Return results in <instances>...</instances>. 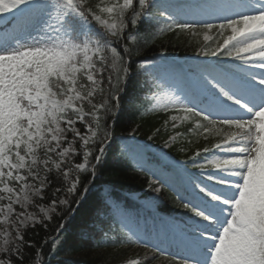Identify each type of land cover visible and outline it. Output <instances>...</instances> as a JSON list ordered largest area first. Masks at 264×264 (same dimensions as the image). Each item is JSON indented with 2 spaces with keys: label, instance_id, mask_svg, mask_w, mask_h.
I'll return each mask as SVG.
<instances>
[{
  "label": "snow or ice",
  "instance_id": "snow-or-ice-1",
  "mask_svg": "<svg viewBox=\"0 0 264 264\" xmlns=\"http://www.w3.org/2000/svg\"><path fill=\"white\" fill-rule=\"evenodd\" d=\"M157 17L165 22L161 32L203 29L207 41L217 30L222 42L200 49V56L216 59L179 72L141 62L154 89L145 100L153 111L194 115L192 131L205 139L223 128L235 131L183 160L158 156L153 175L178 193L187 218L172 222L151 246L172 264H264V0H0V217L7 225L0 228V253L9 256L0 264L21 254V227L43 223L16 208L43 199L47 174L68 180V158L75 156L82 157L74 163L77 172L95 174L111 138L107 119L129 72L114 45L130 24ZM90 144L99 145L95 154ZM78 183L77 177L66 193L74 195ZM58 203L69 201L53 199L39 211L51 219Z\"/></svg>",
  "mask_w": 264,
  "mask_h": 264
},
{
  "label": "trees",
  "instance_id": "trees-1",
  "mask_svg": "<svg viewBox=\"0 0 264 264\" xmlns=\"http://www.w3.org/2000/svg\"><path fill=\"white\" fill-rule=\"evenodd\" d=\"M97 0H90L94 5ZM131 26V24H130ZM163 28V27H161ZM166 35L162 37L153 38L152 42L139 43L138 39L130 41L129 35L133 34V27L125 34V45L129 51L128 56L132 59V63L136 60L139 62L145 59L146 56L151 57L160 52L178 54L180 56H187L194 53H199L200 49L208 46L210 49L216 47L217 41L205 42L201 34H191L188 31L169 32L163 31ZM121 55L124 56L122 48L115 44ZM125 59V56H124ZM191 66H195V61L190 62ZM105 88L107 86L105 85ZM131 95L128 93L127 97L122 96L123 112L119 113L115 119L112 127L114 139L113 144L106 148L105 153L99 165L96 166L95 171V188L116 187L119 189H126L130 193L141 192L143 195L147 194V190L153 187L149 175L140 168L143 165V160H139L135 165L133 158L127 157V153L123 152L119 144V137L130 135L131 132L137 134L139 138L149 139L154 145H164L167 138L174 132L180 131L184 135L178 136L175 143L165 150V153L171 159L183 160L191 156L197 148H202L205 145L212 143L208 140H202L203 134L193 132V121L196 120L192 115L189 121L180 128L165 127V122L168 119V114L164 111H153L150 105L143 103H131ZM115 108L113 115L107 119V130L110 132V119L115 117ZM103 124V122H102ZM119 135V137H118ZM78 149L80 148L79 142ZM99 145H91L95 154V149ZM146 155V154H144ZM70 158V157H69ZM68 158V161H69ZM157 155L151 156L149 161L152 165H158ZM82 162V157L75 156L69 161L68 167L72 168L68 180H64L61 175L53 171L47 174L48 186L44 190L45 198L41 203L50 205L53 199L57 201L67 199V205L59 204L57 211L53 214L51 219L41 218L43 223H36L30 225L22 230L24 237V245L21 248V254L12 256V264H35L39 250L43 255L44 264H121L133 259H139L141 264H172L170 256L160 255L156 250H148V248L140 245L130 247L128 245L113 244V242L101 241V235L97 234L92 229L81 227L79 229H68L65 233L67 248L61 249L60 242L55 244L48 241L50 236L54 235L60 228V223L63 218L69 217L75 204V200L81 195L82 188L87 185L91 178V171L77 172L74 168V163ZM94 163V160L92 161ZM79 178L77 185L78 193L76 195L67 194L66 189L70 186V182ZM151 185V186H150ZM56 189H62L56 192ZM103 191V190H102ZM163 197V204H159L156 210L163 215L164 219L170 222L181 223L182 220H177L181 215L175 213V210L182 209L180 201L177 199L178 193L172 188L164 186L161 190ZM99 191L89 195L85 201L76 210L75 218L69 223L75 227L87 224L90 215L101 212H107L102 209L100 202L96 199ZM100 196V195H99ZM179 202V204H178ZM39 203V202H38ZM114 214V212H113ZM83 233V236L81 234ZM87 236V237H84ZM55 252L58 254L54 255ZM157 257L156 259H147L150 257ZM2 259H8L3 253H0ZM59 257V258H56Z\"/></svg>",
  "mask_w": 264,
  "mask_h": 264
},
{
  "label": "rangeland",
  "instance_id": "rangeland-1",
  "mask_svg": "<svg viewBox=\"0 0 264 264\" xmlns=\"http://www.w3.org/2000/svg\"><path fill=\"white\" fill-rule=\"evenodd\" d=\"M208 35L211 37V34H210V32L208 33ZM173 122H176V123H178V122H180V120H177V121H173ZM40 175H41V177H43V175H42V173H40ZM29 183L30 184H33V183H37L36 181H31V180H29ZM158 189V188H157ZM157 189L155 190V191H153L152 193H151V195L147 198V203H153V204H157L160 200H161V196H160V190L159 191H157ZM160 189V188H159ZM6 195V194H5ZM42 195H43V198H45V195H44V192L42 193ZM38 197H34L33 198V205H31V207L30 208H28L27 210H25L27 213H32V214H35V219H37V220H40V216H42L43 218H45L44 217V215H43V213H41V212H37V206H35V207H33L36 203H41L40 201H38ZM42 200V199H41ZM6 202V201H5ZM51 204V203H50ZM42 207H44V208H48L49 207V205H47L46 207L45 206H42ZM57 211V205H56V209H55V211L54 212H50L49 213V215L50 216H52V214H54L55 212ZM2 217H0V228H1V226L2 225H5V224H3V222H2ZM3 239H4V237H3V235H2V232H0V243L3 245ZM0 244V245H1Z\"/></svg>",
  "mask_w": 264,
  "mask_h": 264
}]
</instances>
